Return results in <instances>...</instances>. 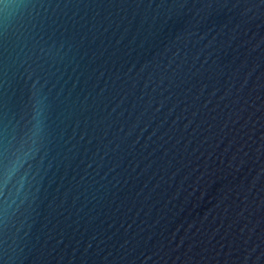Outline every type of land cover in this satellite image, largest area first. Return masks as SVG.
I'll return each mask as SVG.
<instances>
[{"label":"water","instance_id":"95a60500","mask_svg":"<svg viewBox=\"0 0 264 264\" xmlns=\"http://www.w3.org/2000/svg\"><path fill=\"white\" fill-rule=\"evenodd\" d=\"M0 264H264V0H0Z\"/></svg>","mask_w":264,"mask_h":264}]
</instances>
